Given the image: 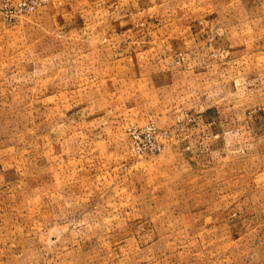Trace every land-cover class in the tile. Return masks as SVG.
Instances as JSON below:
<instances>
[{
  "label": "rangeland",
  "instance_id": "obj_1",
  "mask_svg": "<svg viewBox=\"0 0 264 264\" xmlns=\"http://www.w3.org/2000/svg\"><path fill=\"white\" fill-rule=\"evenodd\" d=\"M23 2L0 0V264H264V225L228 215L264 192L259 135L142 158L127 135L147 122L174 135L142 68L210 44L204 28L228 38L216 77L240 95L261 69L264 0Z\"/></svg>",
  "mask_w": 264,
  "mask_h": 264
},
{
  "label": "crops",
  "instance_id": "obj_2",
  "mask_svg": "<svg viewBox=\"0 0 264 264\" xmlns=\"http://www.w3.org/2000/svg\"><path fill=\"white\" fill-rule=\"evenodd\" d=\"M204 30L203 38L210 44L205 42L196 49L186 47L178 54H172L174 57H170V61L165 64L143 65L142 68L153 71L150 75L152 77L149 78L152 86L158 88L159 85V88L165 89L167 100L162 94L158 100H166L171 104L164 115L174 119V123L168 126H173L175 132L171 143L184 141L190 153L201 156L235 148L239 144L237 135L245 133L259 135L263 149L264 48L261 50L260 72L253 73L250 70V74H246L244 81L239 85L240 95L237 96L238 85L235 81H229L226 88L221 89L222 84L216 77L221 70L218 59L231 55L228 38L223 44L221 33L210 37L214 33L206 31V28ZM206 77L209 78L208 81ZM189 113L193 116L192 123L187 120ZM125 118V115L120 113L122 134ZM179 118L181 122H175ZM228 215L230 218L234 216L231 228L236 227L238 216L244 220L249 219L247 224H252L251 228L258 224L264 225V192L258 193L255 190L236 198L228 208ZM254 219L257 222H254ZM215 221L217 224V220Z\"/></svg>",
  "mask_w": 264,
  "mask_h": 264
},
{
  "label": "built area",
  "instance_id": "obj_3",
  "mask_svg": "<svg viewBox=\"0 0 264 264\" xmlns=\"http://www.w3.org/2000/svg\"><path fill=\"white\" fill-rule=\"evenodd\" d=\"M43 0H24L23 5L36 6ZM187 120L193 122V117L188 114ZM129 138V150L134 158H142L147 155L162 153L172 140V131L169 128H161L154 122L143 125H130L127 128Z\"/></svg>",
  "mask_w": 264,
  "mask_h": 264
}]
</instances>
